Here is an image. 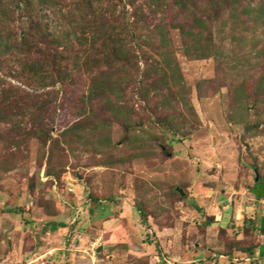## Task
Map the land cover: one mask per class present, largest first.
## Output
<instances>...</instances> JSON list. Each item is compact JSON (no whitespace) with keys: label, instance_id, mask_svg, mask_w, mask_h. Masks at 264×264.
<instances>
[{"label":"rangeland","instance_id":"374dc122","mask_svg":"<svg viewBox=\"0 0 264 264\" xmlns=\"http://www.w3.org/2000/svg\"><path fill=\"white\" fill-rule=\"evenodd\" d=\"M11 1L0 0V30L15 39L25 18ZM54 1L47 13L68 49L33 35L26 64L47 59L31 79L19 74L25 54L0 53V264H189L200 248L207 260L193 264H211L231 254L224 230L211 244L207 210L264 180V0L188 11L138 0L148 20L124 34L127 0ZM90 1L103 16L121 11L123 42L83 28Z\"/></svg>","mask_w":264,"mask_h":264},{"label":"trees","instance_id":"16d2710c","mask_svg":"<svg viewBox=\"0 0 264 264\" xmlns=\"http://www.w3.org/2000/svg\"><path fill=\"white\" fill-rule=\"evenodd\" d=\"M147 1L151 4H156V5H161L162 4V0H144ZM207 2L210 3V6H219L221 2H226V1H232L234 2H238L239 0H171V2L169 3V6H167L165 4L164 7L167 6L175 8H179L183 11H188L189 8H194L193 4L195 3L198 6L202 5L203 2ZM12 4H14V8H18L20 10H22V18L25 19H21L24 20V29H22L20 35L18 38L13 39L11 36H6V34L4 33L5 31H1L0 30V53L2 52H14V50H16L17 52H21V54H25L23 57H19L18 56V61L22 64V67H26L28 66V73L23 71H20L19 74L21 76H27V78L31 79V76L29 75V72H37V66H42L44 65V63L46 62L45 60L47 59L46 56H43L42 59H37V60H33L32 63L30 64H26L27 62H30L29 60H26L25 56H29L27 55L28 53L31 52V50L33 49V45H31V39L32 36L37 34L39 37L45 39V41H43L44 43H58L60 45H62L65 49L68 47H70L71 45V39H64V38H60L57 34H56V30L57 28H62V21H58L57 18L48 15L47 13V9H46V4H48V6L56 4V2L54 0H12L11 1ZM127 4L133 6V8L135 9V11L133 12L134 16V20L133 21H129V19L127 18V9H125V11H123L122 13V19H124V22L122 23V27L123 29H121V32L125 33V32H132L135 31V29L138 28L139 23H137L138 21H143V20H148V17L143 13V9L137 4L138 0H127L126 1ZM89 4V13H90V17L89 19H87V22H84L85 19H83V28H88L91 27L93 28L92 31L95 33H108L109 30H111V33H108V40L114 41V37L115 35H119V37H117L120 42L124 41V38L120 35V34H116V30L119 26V24H113V22L115 21L116 17L121 16V11H119V13H115L114 11H112V17H108V16H103V6L101 7V5H97L96 7H94V4L92 1L88 2ZM6 14L10 17L15 16V9H12L11 7H6ZM54 10V9H53ZM206 11H204L205 13ZM86 15H88L86 13ZM210 16V15H209ZM99 17V18H98ZM87 18V17H86ZM205 18H210L207 15L205 16ZM205 18L202 19V17H197V21H198V25L196 27H200L202 26L203 23H205ZM12 19V18H11ZM113 19V20H112ZM112 20V21H111ZM79 22V21H78ZM116 29V30H115ZM181 29H182V33L184 34L186 29L184 24L181 25ZM113 31V33H112ZM123 33V34H124ZM86 37L85 36H81L78 41L82 42ZM198 43H200L201 45L197 48V50H203V54H206V50H208L207 43H202L200 40H197ZM40 50V49H38ZM15 51V52H16ZM203 54H199L196 53V55L199 56H203ZM51 56V58H54V60H58V58L60 57L61 59L63 58V56H58L57 53L51 54L49 55ZM42 60V61H41ZM25 72V73H24ZM26 74V75H25ZM253 193L257 196V198H262L264 197V180L260 177L258 181H256L255 186H254V190ZM141 208H139L140 210ZM141 211V215L143 218V221H146V215L143 213L142 210ZM210 219L209 222L210 223ZM51 227L52 226H62L64 227V224H55V223H51L50 224ZM225 232V231H222ZM261 232L264 233V228H261ZM233 245L230 246V251H232L233 249ZM232 249V250H231Z\"/></svg>","mask_w":264,"mask_h":264},{"label":"crops","instance_id":"0c3cea01","mask_svg":"<svg viewBox=\"0 0 264 264\" xmlns=\"http://www.w3.org/2000/svg\"><path fill=\"white\" fill-rule=\"evenodd\" d=\"M253 190L254 186L250 188L249 193V196L251 195L252 197L247 196L242 199L235 197L236 199L234 203H225L226 206L224 208L220 207V210L215 208L213 210L211 209L212 213H209V210H207V214H209V217L212 218L210 223H208V227H206L209 235H212L210 237L211 244H221L223 238L220 237L219 232L222 230L225 231V237L231 236V240L236 242L234 243L236 245L233 246V252L231 251V254H213L210 257L214 258L213 261H211V264L217 262L219 264H242V260L248 261L251 259H264L263 252L259 257L256 256V258H251L256 249L264 246V233L261 232V228H264V212L261 209V206L264 207L262 204V202H264V197L257 198V196L253 193ZM235 192L238 193L236 190ZM209 193L210 191L206 194L208 195L207 199L210 198V194L212 196V193ZM252 198L254 200H252ZM228 200L232 202V197H228ZM199 251L200 253H203H201L203 257H197L198 260H195L197 258L186 259L185 262L193 264L196 261H206V252L209 250L204 251L203 248H200Z\"/></svg>","mask_w":264,"mask_h":264},{"label":"water","instance_id":"95a60500","mask_svg":"<svg viewBox=\"0 0 264 264\" xmlns=\"http://www.w3.org/2000/svg\"><path fill=\"white\" fill-rule=\"evenodd\" d=\"M257 179H258V178H257ZM177 190H178L182 195L185 194L182 188H178Z\"/></svg>","mask_w":264,"mask_h":264},{"label":"built area","instance_id":"2783aa9c","mask_svg":"<svg viewBox=\"0 0 264 264\" xmlns=\"http://www.w3.org/2000/svg\"><path fill=\"white\" fill-rule=\"evenodd\" d=\"M166 261H168L169 264H173L172 262H170L168 259H166Z\"/></svg>","mask_w":264,"mask_h":264}]
</instances>
